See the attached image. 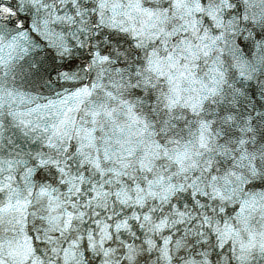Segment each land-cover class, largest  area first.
<instances>
[{"label": "snow or ice", "instance_id": "6c2138e0", "mask_svg": "<svg viewBox=\"0 0 264 264\" xmlns=\"http://www.w3.org/2000/svg\"><path fill=\"white\" fill-rule=\"evenodd\" d=\"M0 264H264V0H0Z\"/></svg>", "mask_w": 264, "mask_h": 264}]
</instances>
